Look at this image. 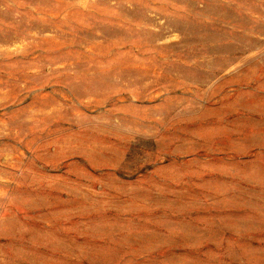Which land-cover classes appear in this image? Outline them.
<instances>
[{"label": "rangeland", "instance_id": "1", "mask_svg": "<svg viewBox=\"0 0 264 264\" xmlns=\"http://www.w3.org/2000/svg\"><path fill=\"white\" fill-rule=\"evenodd\" d=\"M0 264H264V0H0Z\"/></svg>", "mask_w": 264, "mask_h": 264}]
</instances>
